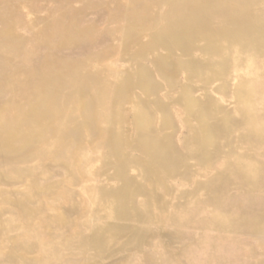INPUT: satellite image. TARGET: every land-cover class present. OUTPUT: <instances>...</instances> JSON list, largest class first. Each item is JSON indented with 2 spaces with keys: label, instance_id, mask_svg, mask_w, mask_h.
Returning <instances> with one entry per match:
<instances>
[{
  "label": "rangeland",
  "instance_id": "rangeland-1",
  "mask_svg": "<svg viewBox=\"0 0 264 264\" xmlns=\"http://www.w3.org/2000/svg\"><path fill=\"white\" fill-rule=\"evenodd\" d=\"M0 264H264V0H0Z\"/></svg>",
  "mask_w": 264,
  "mask_h": 264
}]
</instances>
